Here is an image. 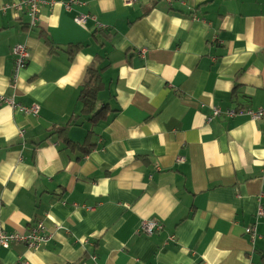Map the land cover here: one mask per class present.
Segmentation results:
<instances>
[{"label":"crops","instance_id":"1","mask_svg":"<svg viewBox=\"0 0 264 264\" xmlns=\"http://www.w3.org/2000/svg\"><path fill=\"white\" fill-rule=\"evenodd\" d=\"M21 2L0 0V232L42 221L50 239L0 264H264V119L207 120L264 107V0H48L34 28L2 10ZM98 56L94 124L79 95Z\"/></svg>","mask_w":264,"mask_h":264},{"label":"built area","instance_id":"2","mask_svg":"<svg viewBox=\"0 0 264 264\" xmlns=\"http://www.w3.org/2000/svg\"><path fill=\"white\" fill-rule=\"evenodd\" d=\"M132 1V0H131ZM48 0H22V2L16 7L15 5L5 6L2 10H7L9 8H16L19 11H26L27 15L30 17V26L36 27L38 22V17L40 10L43 5H46ZM69 8V5L67 6ZM87 20L86 15H81L76 18L78 24H84ZM14 54L16 56L15 64V78L19 72L27 65L28 60L30 59V52L26 46H17L14 49ZM144 53H141V55ZM7 105L11 106L14 109H17L20 112L38 116L40 112V106L32 105L26 107L23 105H18L14 99H4L3 100ZM238 115H247L253 121H258L264 119V107L253 110V109H229L223 111L219 107H213L211 115L207 118L208 122L213 119L224 117V118H233ZM264 217V210L261 205H258L257 220ZM142 232L148 235H153L157 230L160 229V225L155 221H145L142 223ZM246 233L252 237V240L255 241L256 237V225L250 226L246 229ZM50 239L49 231L47 226L42 222L36 223L29 231L25 234L18 233H8L5 231L0 232V248H9L15 242H23L30 249H37L42 244H45ZM173 239V238H172Z\"/></svg>","mask_w":264,"mask_h":264},{"label":"trees","instance_id":"3","mask_svg":"<svg viewBox=\"0 0 264 264\" xmlns=\"http://www.w3.org/2000/svg\"><path fill=\"white\" fill-rule=\"evenodd\" d=\"M104 32V31H103ZM104 36H109L106 33ZM82 44H76L71 46L70 55L74 57L83 48ZM104 56H98L96 58L97 64L90 66L86 72L82 89L79 95V101L83 105V113L89 115L92 123L96 124L108 116V106H104L98 110L99 96L102 91L106 89V82L104 80V74L108 71L109 65H104ZM58 132L62 134L65 132V128L59 129ZM72 144V142H71Z\"/></svg>","mask_w":264,"mask_h":264}]
</instances>
